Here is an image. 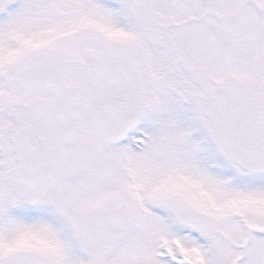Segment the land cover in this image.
I'll use <instances>...</instances> for the list:
<instances>
[{"label": "snow or ice", "instance_id": "obj_1", "mask_svg": "<svg viewBox=\"0 0 264 264\" xmlns=\"http://www.w3.org/2000/svg\"><path fill=\"white\" fill-rule=\"evenodd\" d=\"M0 264H264V0H0Z\"/></svg>", "mask_w": 264, "mask_h": 264}]
</instances>
